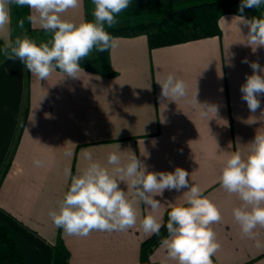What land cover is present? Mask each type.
<instances>
[{"label": "crops", "instance_id": "0c3cea01", "mask_svg": "<svg viewBox=\"0 0 264 264\" xmlns=\"http://www.w3.org/2000/svg\"><path fill=\"white\" fill-rule=\"evenodd\" d=\"M92 10L91 0H82L79 8L70 9L63 18L91 21ZM30 14L26 6H10V24L0 30V48L25 31L38 44L51 38L38 21L26 19ZM238 15L220 17L219 35L160 47L151 48L146 35L114 37L110 60L115 76L81 67L84 72L78 74L79 79L65 78L57 69L40 81L19 60H6L0 53V222L28 264H51L59 239L70 252L69 264H141L142 245L154 235L140 226L147 214L142 203L136 205L135 227L92 232L87 237L66 234L48 215L71 183L65 169L76 175L87 166L85 150L109 169L110 152H118L126 161L130 151L149 171L183 168L190 182L200 186L221 210L222 221L212 225L220 243L213 264H264V246L257 248L254 240L242 238L233 218L239 199L218 183L227 157L233 151L246 157L248 143L256 133H264V96L261 108L251 113L240 92L246 76L252 74L250 65L242 61L247 58L264 66V47L253 53L241 44L248 29L238 25L240 34L234 18ZM21 19L24 29L18 27ZM141 19L119 18L114 27L144 22ZM96 54L93 50L90 56ZM169 73L185 81L187 98L176 102L161 98L157 80ZM196 91L198 102L218 106L217 117L209 113L208 121L198 116L190 103ZM69 151L70 157L65 155ZM36 159L44 161L42 167L34 165ZM120 187L129 199H135L123 182ZM184 191L165 190L155 197L162 204L156 213L162 224L169 209L165 201L183 203ZM257 231L264 245V228ZM149 259L175 264L167 259L161 243L150 251Z\"/></svg>", "mask_w": 264, "mask_h": 264}, {"label": "clouds", "instance_id": "9594fccd", "mask_svg": "<svg viewBox=\"0 0 264 264\" xmlns=\"http://www.w3.org/2000/svg\"><path fill=\"white\" fill-rule=\"evenodd\" d=\"M81 3L82 0H0V30L10 24V6H26L32 13L26 19L38 21L51 37L38 44L25 31L0 48V53L6 60H19L40 81H46L57 69L65 78L79 79L78 74L83 71L80 62L93 50L104 52L116 46L115 38L106 27L113 28L118 23L117 17L132 6L133 0H91L93 20L77 23L63 18L64 13L79 8ZM245 9H264V0H241L240 15L234 17L237 27L243 25L248 29L247 35H242L238 27L245 37L241 44L256 53L258 48L264 47V17H249ZM18 27L24 29V19L18 21ZM242 62L250 65L252 74L246 76L240 87L241 98L246 101L249 111L255 113L261 108V97L264 96V66L247 58ZM157 83L161 87V98L175 102L187 98V85L175 74L169 73ZM190 103L201 119L209 121V113L217 117L218 106L198 102L197 91ZM248 144L250 149L246 157L240 151H233L227 157L218 183L226 193L240 201V205L232 209V215L242 238L254 240L255 246L260 248L264 246L257 231L264 228V133H256ZM130 152L126 161L118 152H110L107 156L109 169L85 150L83 155L88 164L83 170L73 175L70 169H65V176L71 183L57 207L48 213L53 224L77 237H87L92 232L127 231L136 226V205L142 203L147 214L140 226L145 233L160 236L163 225L156 213L162 204L155 197L162 196L165 190L180 192L187 189L181 196L183 203L165 201L170 211L167 213V236L161 238V246L167 259L175 264H213L212 257L220 249L212 228L222 221L218 205L204 195L200 186L190 182L189 173L183 168L176 167L171 172L149 171L148 166ZM65 155L70 157L72 153L69 151ZM43 164L40 159L34 160L36 167ZM121 182L132 191L135 199H129L120 187Z\"/></svg>", "mask_w": 264, "mask_h": 264}, {"label": "trees", "instance_id": "16d2710c", "mask_svg": "<svg viewBox=\"0 0 264 264\" xmlns=\"http://www.w3.org/2000/svg\"><path fill=\"white\" fill-rule=\"evenodd\" d=\"M241 0H145L133 1L132 6L117 19L125 17H151L152 20L132 25H121L106 29L113 37L146 35L151 48L186 42L202 37L219 35V19L223 14H239ZM247 16L264 17V9H245ZM84 69L103 76H115L110 49L97 52L80 62ZM4 173V171H2ZM170 211V209H168ZM160 236L153 235L144 241L141 264H158L150 261V251L167 236V213ZM51 264H69L70 252L63 240L53 246ZM0 264H28L11 232L0 222Z\"/></svg>", "mask_w": 264, "mask_h": 264}, {"label": "rangeland", "instance_id": "374dc122", "mask_svg": "<svg viewBox=\"0 0 264 264\" xmlns=\"http://www.w3.org/2000/svg\"><path fill=\"white\" fill-rule=\"evenodd\" d=\"M136 17L143 18V19H141L142 21H150V20H152L151 17H142V16H136ZM125 18H127V17H125ZM128 22H129V21H128Z\"/></svg>", "mask_w": 264, "mask_h": 264}]
</instances>
